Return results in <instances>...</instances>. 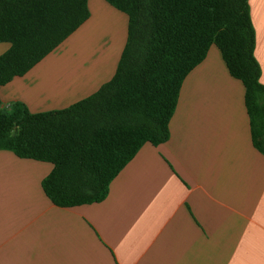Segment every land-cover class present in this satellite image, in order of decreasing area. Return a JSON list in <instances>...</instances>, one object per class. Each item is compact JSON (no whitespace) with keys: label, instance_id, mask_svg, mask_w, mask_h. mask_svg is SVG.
<instances>
[{"label":"crops","instance_id":"0c3cea01","mask_svg":"<svg viewBox=\"0 0 264 264\" xmlns=\"http://www.w3.org/2000/svg\"><path fill=\"white\" fill-rule=\"evenodd\" d=\"M264 84V0H248ZM89 16L20 76L1 106L61 109L113 75L127 15L87 0ZM10 46L0 41V54ZM169 136L143 143L101 201L55 205L52 163L0 149V264H264V152L252 142L242 82L219 49L184 77Z\"/></svg>","mask_w":264,"mask_h":264},{"label":"trees","instance_id":"16d2710c","mask_svg":"<svg viewBox=\"0 0 264 264\" xmlns=\"http://www.w3.org/2000/svg\"><path fill=\"white\" fill-rule=\"evenodd\" d=\"M127 15L111 78L67 107L0 101V149L52 163L41 187L57 206L101 201L139 147L169 136L186 74L211 44L244 87L253 145L264 152V84L248 0H105ZM87 0H0V85L20 76L87 17Z\"/></svg>","mask_w":264,"mask_h":264}]
</instances>
